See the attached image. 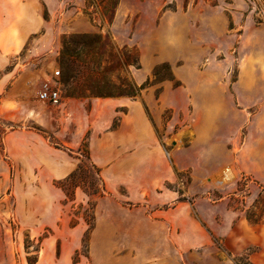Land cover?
Wrapping results in <instances>:
<instances>
[{
    "label": "rangeland",
    "instance_id": "rangeland-1",
    "mask_svg": "<svg viewBox=\"0 0 264 264\" xmlns=\"http://www.w3.org/2000/svg\"><path fill=\"white\" fill-rule=\"evenodd\" d=\"M37 2L43 30L18 54L0 40V264H264V0H117L112 22L113 0L0 6L25 23ZM72 34L135 52L138 86L167 78L94 98L60 77L61 103L42 104ZM14 129L75 159L74 177L32 179L6 151Z\"/></svg>",
    "mask_w": 264,
    "mask_h": 264
},
{
    "label": "trees",
    "instance_id": "trees-1",
    "mask_svg": "<svg viewBox=\"0 0 264 264\" xmlns=\"http://www.w3.org/2000/svg\"><path fill=\"white\" fill-rule=\"evenodd\" d=\"M112 3L111 12L107 9L104 14L109 22L114 18L117 0ZM60 58L63 69L60 74L64 83L80 80L83 82L84 93L94 98H136L150 84L167 78L160 75L161 72H166V69L161 68L154 71L152 81L148 78L142 85L138 86L128 80L126 75L132 68L140 69L137 54L126 48H117L108 37L101 35L72 34L64 37ZM71 95L77 97L76 91L73 90ZM74 175L59 181L60 184L69 181Z\"/></svg>",
    "mask_w": 264,
    "mask_h": 264
},
{
    "label": "crops",
    "instance_id": "crops-1",
    "mask_svg": "<svg viewBox=\"0 0 264 264\" xmlns=\"http://www.w3.org/2000/svg\"><path fill=\"white\" fill-rule=\"evenodd\" d=\"M17 7L0 6V40L4 39L2 41L5 44H3L4 49L13 50L15 54L20 53L27 41L40 33L45 26L43 6L40 3L37 2L35 6L29 7L25 23L22 22V14L18 12ZM12 21L20 25L19 34L14 33L10 23ZM53 78L54 76L41 80L39 88L43 81ZM38 90L37 100L42 104H48L38 99ZM4 144L10 159L18 166H24L27 171L31 172L32 179H39L45 174L48 182L39 183L42 185H52L65 180L76 170L78 165L75 159L62 153L58 148L52 147L42 135L33 130L14 129L5 136ZM101 229L103 230L99 226L94 232L96 237L102 232Z\"/></svg>",
    "mask_w": 264,
    "mask_h": 264
},
{
    "label": "built area",
    "instance_id": "built-area-1",
    "mask_svg": "<svg viewBox=\"0 0 264 264\" xmlns=\"http://www.w3.org/2000/svg\"><path fill=\"white\" fill-rule=\"evenodd\" d=\"M60 70H56L52 80L43 81L38 90V99L50 105H59L61 103V94L59 89Z\"/></svg>",
    "mask_w": 264,
    "mask_h": 264
}]
</instances>
